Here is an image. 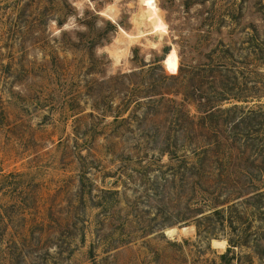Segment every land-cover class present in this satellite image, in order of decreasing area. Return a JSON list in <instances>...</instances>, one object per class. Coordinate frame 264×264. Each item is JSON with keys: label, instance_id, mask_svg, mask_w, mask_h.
<instances>
[{"label": "rangeland", "instance_id": "1", "mask_svg": "<svg viewBox=\"0 0 264 264\" xmlns=\"http://www.w3.org/2000/svg\"><path fill=\"white\" fill-rule=\"evenodd\" d=\"M220 42L264 86V0H0V264H264L262 117L227 163L234 198L200 195L215 157L191 174L164 152V48L198 66Z\"/></svg>", "mask_w": 264, "mask_h": 264}, {"label": "trees", "instance_id": "2", "mask_svg": "<svg viewBox=\"0 0 264 264\" xmlns=\"http://www.w3.org/2000/svg\"><path fill=\"white\" fill-rule=\"evenodd\" d=\"M108 24L111 29H114L111 23ZM251 37L248 43L256 48L255 39H252L255 37ZM168 52V47L164 48V58H166L164 67L155 69H164L166 74L172 71V76L164 78V82L170 83L171 91L169 93L164 92V95H160V99L156 102L158 107L164 101V152H167L172 162L177 161L180 164L179 168L191 174L198 167H203L204 161L207 162L210 158L214 160L215 157L220 165L213 174H208L211 177H217L219 180L215 186H210L212 187L211 194L207 190H201L200 195L212 196V194L217 193L214 199H218L220 197L218 194L226 192L224 193L226 196L232 194V198H234L235 193L240 190L228 189L227 181L223 178L231 176L227 163L236 157L233 155L234 150L244 146L246 138L244 134L249 128L255 127L252 121L261 119L260 116L264 120L263 112L258 113L251 110L244 112V108H242V105H245L250 99L264 97V86L261 83L252 84L248 87V81L251 80L249 76L257 77L261 73L256 69L252 70L247 67L246 55L237 51L232 43L225 45L220 42L211 48L207 54L199 57L203 61L198 66L185 65L183 57L179 53L180 65L178 68L176 62L167 60ZM256 58L258 61L264 60V53L260 55L257 52ZM157 87L155 81H150L149 87L145 88L134 86L135 90L146 94L137 99L136 105L141 106L139 101L141 99L156 96L154 91ZM248 91L249 93H247ZM150 93L153 95H149ZM248 94H257V96L252 98ZM134 97L132 95L131 100L128 99L126 102L122 99L118 108L120 114L127 110V106ZM149 103L152 104L153 101H149L146 105ZM227 104H230V107H225ZM205 135L213 136V140H207ZM176 136H179V139ZM201 139L204 141H200ZM177 141L179 142L177 143ZM188 148H191L189 156L186 155ZM179 149L182 151L181 155H178ZM261 153L256 160L261 158L263 164L264 149ZM258 176L260 185L251 193L254 194L253 197L256 200L260 201L262 197L264 198V171H258ZM227 200L218 207L211 206L213 216L221 219L220 223L223 220L224 208L228 206ZM257 207L260 210V207ZM203 214L202 211H199L193 215L197 220L196 222L209 219ZM261 220L264 222V219ZM196 225L199 226L197 223ZM228 242L227 252H230L236 246L231 241ZM221 258L225 259L226 255H222Z\"/></svg>", "mask_w": 264, "mask_h": 264}, {"label": "bare ground", "instance_id": "3", "mask_svg": "<svg viewBox=\"0 0 264 264\" xmlns=\"http://www.w3.org/2000/svg\"><path fill=\"white\" fill-rule=\"evenodd\" d=\"M170 233H172V232H170ZM217 243V242H216Z\"/></svg>", "mask_w": 264, "mask_h": 264}]
</instances>
